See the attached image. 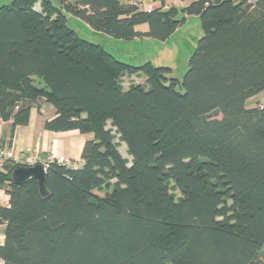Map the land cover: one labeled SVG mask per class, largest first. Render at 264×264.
I'll list each match as a JSON object with an SVG mask.
<instances>
[{
  "label": "trees",
  "instance_id": "trees-1",
  "mask_svg": "<svg viewBox=\"0 0 264 264\" xmlns=\"http://www.w3.org/2000/svg\"><path fill=\"white\" fill-rule=\"evenodd\" d=\"M182 1L190 3L168 10L124 0H58L59 8L14 0L0 8V118L14 132L45 102L57 114L45 130L94 137L81 168L48 164L45 199L35 180L13 184L18 165L6 161L0 190L10 206L0 207V262L260 264L264 104L247 103L264 93V0ZM69 16L128 41H166L198 16L203 36L184 92L170 68L116 59L80 38ZM126 72H141L146 87L125 90ZM102 187L112 190L100 197Z\"/></svg>",
  "mask_w": 264,
  "mask_h": 264
},
{
  "label": "crops",
  "instance_id": "crops-1",
  "mask_svg": "<svg viewBox=\"0 0 264 264\" xmlns=\"http://www.w3.org/2000/svg\"><path fill=\"white\" fill-rule=\"evenodd\" d=\"M125 2L131 3L127 0H125ZM132 3L138 4L142 10H151L158 7L163 8V10H168L171 7L182 9L190 2L182 0H132ZM188 19H190V17H186L185 22H187ZM183 24L172 36L181 31ZM146 26L147 25H142L138 27V31L142 34L146 33L148 31V26L147 29L144 28ZM138 39L139 37L131 41H136ZM113 56L124 63L126 62L125 60H128L123 53L119 56ZM137 62L140 64L139 61ZM126 64L131 66V63ZM125 77L129 78V80L143 79V87H146L147 80L141 72H126L122 79ZM132 85L134 86L135 83H132ZM261 96H264V93L250 99L248 103L251 102L252 104V102L254 103L256 100L259 102ZM260 103L264 104V100ZM253 107L255 106L250 105V108ZM56 115L54 107L43 102L39 111L36 108L31 110L29 124L25 127H17L14 132H12L11 123H6L0 118V151L5 152L7 163L31 167V162L35 159L45 163L52 157L54 160H59L58 162L69 165L72 168H81L83 165L82 152L84 146L87 142L93 140L94 137L92 134H81L78 131L52 132L45 130V122L53 120ZM120 153L122 157L126 159L122 152ZM128 161L131 160L128 159ZM130 165L128 164V166ZM9 206V196L3 190H0V207L9 208ZM4 228V226L0 227V247L5 244ZM0 264H3V262H0Z\"/></svg>",
  "mask_w": 264,
  "mask_h": 264
},
{
  "label": "rangeland",
  "instance_id": "rangeland-1",
  "mask_svg": "<svg viewBox=\"0 0 264 264\" xmlns=\"http://www.w3.org/2000/svg\"><path fill=\"white\" fill-rule=\"evenodd\" d=\"M13 1L14 0H0V8L3 6H11ZM49 1L54 7L59 8L60 5L58 0ZM127 1L132 3V0ZM35 9L41 11L40 2L36 4ZM181 17L182 16L180 15V18ZM67 25L74 30L80 38L104 46L110 54L119 56L123 53L125 57H127L126 59H128L125 60V63H131V66L133 67L151 61L155 67L170 68V77H173L180 82V85L178 86L180 92H184L181 83L187 73L189 59L195 52L198 40L203 36L201 22L198 16H190V19H188L187 22H184L181 31L166 41H160L153 38L148 39L149 37L144 36L136 41L112 39L105 34L93 31L86 23L72 16L68 17ZM144 28L147 29V26ZM137 61H139L140 64H138ZM37 82L41 81L37 79ZM121 82L125 90L133 86L132 83H135L137 86H144L143 79L129 80V78L125 77L124 79H121ZM259 100L263 101L264 96H261ZM250 105L256 106L257 100L254 101V103L252 102V104L251 102L247 104L248 107H250ZM110 127L111 125L109 123L108 128ZM115 143L118 146L119 152H122L127 160H132L127 153L126 145L121 143L118 138H116ZM49 159L54 160L52 157ZM128 164L130 165L131 161H128ZM111 190V187H102L95 191V194L100 197H105L111 192ZM260 264H264V249L260 257Z\"/></svg>",
  "mask_w": 264,
  "mask_h": 264
},
{
  "label": "water",
  "instance_id": "water-1",
  "mask_svg": "<svg viewBox=\"0 0 264 264\" xmlns=\"http://www.w3.org/2000/svg\"><path fill=\"white\" fill-rule=\"evenodd\" d=\"M47 169L42 164L31 167L19 165L11 173L10 180L13 184L20 186L30 180L38 183L39 192L42 198H48L50 193L46 187Z\"/></svg>",
  "mask_w": 264,
  "mask_h": 264
},
{
  "label": "built area",
  "instance_id": "built-area-1",
  "mask_svg": "<svg viewBox=\"0 0 264 264\" xmlns=\"http://www.w3.org/2000/svg\"><path fill=\"white\" fill-rule=\"evenodd\" d=\"M259 0H248V2L250 4H256ZM6 155H5V152L3 151H0V170H4L5 166H6ZM53 161V160H50L48 159L45 163H42L41 161L35 159L31 162V166H35V165H38V164H42L44 166L45 169L48 168V164Z\"/></svg>",
  "mask_w": 264,
  "mask_h": 264
}]
</instances>
